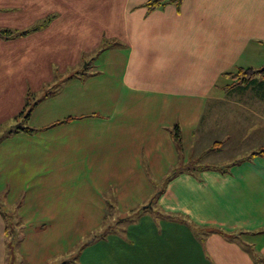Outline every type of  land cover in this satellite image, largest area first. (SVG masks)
I'll use <instances>...</instances> for the list:
<instances>
[{
	"label": "crops",
	"instance_id": "obj_1",
	"mask_svg": "<svg viewBox=\"0 0 264 264\" xmlns=\"http://www.w3.org/2000/svg\"><path fill=\"white\" fill-rule=\"evenodd\" d=\"M146 1H123L121 44L106 48L103 69L66 77L30 115L74 119L39 142L26 137L33 147L1 140L0 192L18 203L21 221L34 222L22 221L19 254L29 264H53L83 241L81 263L60 264H264V154L250 156L264 143V114L245 128L257 135L244 155L155 183L171 169L205 164L206 149L219 154L241 142L231 139L238 126L205 112L212 98H264V84L239 90L223 74L264 66L240 64L264 54V0H181L151 11ZM175 124L180 145L170 133ZM218 126L225 131L206 136ZM211 138L223 146L211 148ZM108 206L117 216L106 218ZM105 222L115 226L90 233ZM56 225L66 229L53 232ZM4 232L0 216V264Z\"/></svg>",
	"mask_w": 264,
	"mask_h": 264
},
{
	"label": "rangeland",
	"instance_id": "obj_2",
	"mask_svg": "<svg viewBox=\"0 0 264 264\" xmlns=\"http://www.w3.org/2000/svg\"><path fill=\"white\" fill-rule=\"evenodd\" d=\"M123 1L0 0V136L20 120V116L17 115L20 110H23L24 113L33 101L50 94L56 86H61L66 77L80 74L83 70L95 72L103 69L104 56L108 53V49L103 50V48L111 44H121L124 17L120 11L124 6ZM37 25L39 27L33 30V27ZM5 29L9 32L7 33ZM24 31H26L25 35H21L20 33ZM3 33H7V39L2 37H5ZM260 57L258 63H256L257 60L247 57L241 60L240 64L255 63V67L264 65V54H260ZM226 81L232 85L237 82L235 78L229 76ZM222 84L223 80L219 81V86H223ZM228 87L231 88V86ZM219 93H221L220 90H218ZM223 99H209L205 119L217 118L223 121L221 123L228 122L227 124L238 126V128H234L232 133L234 137L231 139L241 142L238 144L234 141V143L225 142L227 144L223 143V146L220 139L213 141L211 138V142H215L209 144L211 148L222 145L224 150L217 154V151L206 149L202 152L200 159L201 162H206L202 166H205L207 162L215 163L219 159L224 158V161L240 154L244 155L254 146L253 140L257 135L256 131L254 134L251 132L249 134L247 131H250V128L247 130L245 128H248V124L250 127H254L257 125V119H261L259 116L264 114V98L247 92L230 95L226 97V100ZM25 102L29 103L28 106H24ZM74 118L75 116L72 119ZM48 119L49 117L40 114L36 117L32 115V118L30 116L28 119V125L33 127V130L13 132L2 140L20 139L29 147L31 145L26 137H30L32 142H39L53 132L54 125L69 121L58 119L55 123L53 119ZM260 122H263L264 125V117ZM244 123L247 124L244 125ZM243 125L244 128H240ZM218 127V129L209 128L206 136L211 137L216 135L217 131H225V127ZM255 129L258 128L255 126ZM228 131L226 130V132ZM244 134H248L250 141L244 139ZM219 142L221 143L219 144ZM235 147L236 149H233ZM187 166L191 169L194 168L191 164ZM163 182L164 180H159L155 183L161 188ZM3 198L5 199V191L0 192V200L5 201ZM149 205L147 203L145 207H149ZM9 206L19 210L18 203ZM5 208L10 211L8 207ZM115 212L113 207H107L106 218L117 216ZM0 216L2 217L1 213ZM5 222L4 227H8V231L11 229L15 231L13 238L4 232L5 264H29V261L21 253L19 254L20 240H22L24 232L21 223L15 216L6 218ZM31 222L23 221V224L33 227L34 222ZM23 224L22 226H24ZM113 226H115L114 223L105 222V224L92 229L90 233L97 234L99 231H107ZM86 227L85 224L79 225L76 234L83 233ZM60 228L63 231L66 229L61 225H56L53 227V232H59ZM81 242L75 247L77 251L73 250L75 255L74 252H66L54 256L53 264H60L66 259L76 258ZM22 257L28 262L24 261ZM77 262L81 263L78 257Z\"/></svg>",
	"mask_w": 264,
	"mask_h": 264
},
{
	"label": "trees",
	"instance_id": "obj_3",
	"mask_svg": "<svg viewBox=\"0 0 264 264\" xmlns=\"http://www.w3.org/2000/svg\"><path fill=\"white\" fill-rule=\"evenodd\" d=\"M168 3H173V4H175L178 7L180 5V3H181V0H148V1H146L144 3V6H146L147 9L149 11H151V10L156 9V8H162L164 5H166ZM38 27H39V25H37L36 27H33V30H36ZM6 32L8 33L9 31H6ZM25 33H26V31L21 32L20 34L21 35H24ZM114 45H118V44H111L109 46H114ZM106 48L107 47H104L103 50H105ZM83 73L86 74V73H88V71L86 72L85 70H83L82 74ZM89 73H90V71H89ZM223 74L226 75V76H229L231 78H235L236 81H237L236 83L239 86V88H238L239 90H246V89L255 90V88H258L259 85L264 84V66H262L260 68H253V67H250V66H248V67H239V68L235 69V71L234 70L233 71H228V72H225ZM258 77H261L262 79H259ZM51 94H53V90H51V93L50 94L44 95L41 98H39L38 100L33 101V103L30 104V106H28V104H29L28 102H25V105L24 106L27 105L28 108L26 109V111L24 113H23V110H20L19 111V113L17 115L20 116V120L17 121V123L15 124V126H13L12 128H9L8 131H6L5 133H3L0 136V141L4 137H6L7 135H9V134H11L13 132H18L20 130H23V131H31V130H33L34 128L31 127L30 125H28V119L30 118L31 113H32L34 107L38 104V102L41 101L42 99L50 96ZM72 118H73V116H68V117L64 118L63 120L64 121H67V120H70ZM55 123H56V121H55ZM170 133H171V135H172L173 140L175 141V143H177L178 145H180V141H181V131H180L179 125L178 124H175L171 128ZM220 143L221 142H219V144ZM257 154H260V155H263L264 154V144L262 146H260L257 150L252 151L250 153V156H254V155H257ZM240 160H242V159H238V160H235L233 162H239ZM189 164H191L192 166H194V168L193 169L189 168L187 166L188 165L187 164L186 166H179V167H177L175 169H171L170 172L168 173V175L164 177V182H167L177 172H180V171H182L184 169L195 170V168H201V167H203L202 165H200V164H198L196 162H193V164L192 163H189ZM211 166H213V165H211ZM160 192L161 191L155 192L154 195L151 197V202L152 203H154L156 201V197L158 196V194ZM0 202H1L0 203V213H1L2 217H3V219H4V222L6 221V218H8L10 216H15L16 219H17V221H19V223H21V228H22L23 227L22 226V221H21L20 216L17 213V209L15 207H10L3 200H0ZM4 206L5 207H8L10 209V211L7 210ZM108 207H110V206H108ZM5 224H7V223L5 222ZM8 229L9 228L6 227L5 228V232L8 233V234H10V236L12 238L15 237V231H14V229H11L10 231H8ZM20 242H21V240H20Z\"/></svg>",
	"mask_w": 264,
	"mask_h": 264
}]
</instances>
